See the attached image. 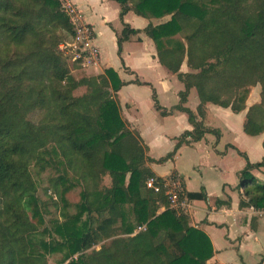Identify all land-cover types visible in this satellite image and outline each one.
Returning a JSON list of instances; mask_svg holds the SVG:
<instances>
[{"label":"trees","instance_id":"16d2710c","mask_svg":"<svg viewBox=\"0 0 264 264\" xmlns=\"http://www.w3.org/2000/svg\"><path fill=\"white\" fill-rule=\"evenodd\" d=\"M111 1L120 6L116 45L123 67V44L141 33L123 17L132 11L145 19L169 18L142 32L154 43L159 64L184 85L173 109L187 115L192 130L158 163L216 133L203 124L207 104L234 114L246 110L243 132L264 135V0ZM72 37L58 0H0V264H46L45 256L57 253H63L62 264H210L206 234L169 207L164 188L146 187L149 178L160 186L164 181L147 166L146 147L121 116L116 93L125 82L112 69L96 76L79 70L58 48ZM184 63L189 72H181ZM257 85L259 102L247 108ZM79 88L85 92L75 96ZM191 89L199 100L196 113L184 106ZM152 99L166 116L154 91ZM32 113L37 122L28 120ZM240 156L239 207L264 211V182L252 175L264 168V156L254 164ZM33 169L53 171L46 190L62 209L78 196L76 214H63L49 231ZM183 198L206 201L207 195L184 189Z\"/></svg>","mask_w":264,"mask_h":264},{"label":"crops","instance_id":"0c3cea01","mask_svg":"<svg viewBox=\"0 0 264 264\" xmlns=\"http://www.w3.org/2000/svg\"><path fill=\"white\" fill-rule=\"evenodd\" d=\"M66 1L72 6H74L81 13L85 23L92 28L95 35V46L97 47L99 52V59L95 66L84 69L85 73L88 76H96L102 74L107 69H112L114 72L117 73L119 79L122 82H125V85L122 86L121 89L116 93V98L119 103L122 118L129 124L130 130L137 132L144 146L146 147V157L151 160L146 163L149 169L155 174V176L162 178L163 181L167 180L165 178L169 175L171 177H177L181 179L184 184L185 192H200L201 189H204L207 195V200H187V208L183 210V213L189 216L191 227L201 230L209 238L213 247V257L208 261V263L264 264V211L254 210L252 207H239L242 190L238 188V174L245 167V165L236 173L238 182H236L235 180L233 184H218V192L214 195L212 192H209L207 183H203V181L201 182L202 184L199 186L198 190L191 189L189 187V180L186 179L185 176L182 175L181 172L176 168L166 175H158L151 167V164H164L166 163V161L163 163H158V160L163 158V156L159 159L151 158L149 156V154L151 153V149L148 143L146 142V136L149 133L156 136L157 133L154 128V124L149 123V120H143V112L146 109L144 106L141 107L140 103L138 104L137 98L134 97L135 91H138L139 89L145 87L148 89L151 88V98L154 91L157 98V102H159L160 104L161 95L157 88L153 87L155 86L154 84H156L157 86H160L161 89H163L165 95H173L175 97V100H178V103L170 108H165L160 104V106L168 112L166 116H161L159 112L155 110L154 102L152 100V105L155 113L160 116L165 122L174 121L176 124L184 125L185 130L179 133V135L177 134L170 137V140L174 142L173 149L177 143V139L185 131L192 130V126L188 122L187 115L183 112L176 111L173 109L179 104V94L183 92L184 89L182 91L177 88L173 91V88L172 86H170V84H173L172 81H175L176 75L168 72L163 66L159 64L154 43L142 32L143 29L149 23L156 26L168 21L169 18L164 17L161 19H145L135 15L132 11H129L123 17V22L125 24L129 25L132 29L141 31L139 35L132 37L130 41L125 42L123 44V67L119 57L117 56L116 45V35L121 32L123 24L120 21V27H118L117 25L115 27L114 25L116 17L119 18L120 6L116 2L111 0ZM111 5H113L116 9V16L113 19L108 12V9L109 7H111ZM131 14H134L136 17H138V19H135L133 21L134 23L130 21V19H133L130 18ZM107 30L111 32H109V37L113 44L117 56L116 58H118V61L120 63V65L118 66L111 65V61L107 59L106 54L104 53L103 47L101 45L102 39L104 38V35ZM125 68H127L128 70H126ZM184 68H186V71L182 70ZM95 69H98L99 71L91 72L89 74L91 70ZM141 71H145L153 75L156 81L152 83L153 81L149 82L147 79L146 81L145 79H141ZM181 72H189L185 63L181 66ZM136 80L143 84H135L134 82ZM126 90L130 92L129 95L132 98L131 99L129 96L125 97L127 100L129 99V101H125V99H123V96H121L124 95ZM189 94L184 106L191 110L193 113H196V108L199 104V100L193 108L187 106ZM248 104L249 103H246L247 108L251 106ZM213 114H215L216 117H218V115L220 114H224L227 116L229 115L231 119V124L229 122L228 123L230 124L229 127L231 129L229 131L232 133L233 140L232 142L227 144L230 150L235 151L239 155L240 153L245 154L248 160L253 164L262 161L264 156L262 148V142L264 137H261L262 135L257 137H250L243 132V123L245 121L246 110L239 114H234L228 108L224 109L212 104H207L203 124L205 128L210 130L212 129L207 126V122L210 115ZM197 119L198 121L201 120V118L199 117H197ZM161 133H164V131ZM166 137L168 138L169 135H166ZM206 137L207 134H205L204 138L199 142H193L190 144L182 145L176 152L175 156L169 160L174 161L183 148H195L203 144V142H206L208 145L209 142ZM244 140L246 142H249V144L245 147L242 144L244 143ZM218 142H220V139ZM214 152L220 153L217 150V146L214 148ZM217 175L219 176L218 173ZM252 175L256 178L258 182H264V168L260 170H253ZM216 200H219L222 203L216 204Z\"/></svg>","mask_w":264,"mask_h":264},{"label":"rangeland","instance_id":"374dc122","mask_svg":"<svg viewBox=\"0 0 264 264\" xmlns=\"http://www.w3.org/2000/svg\"><path fill=\"white\" fill-rule=\"evenodd\" d=\"M108 12L109 15L112 17V19L115 18L116 9L113 5L109 7ZM130 16H131L130 18H133L130 19L132 23H134L133 21L135 19H138V17H136L134 14H131ZM114 25L115 27L116 25L118 27L121 26L120 19L118 17H116ZM109 32L110 31L107 30V32L105 33L101 45L103 47L107 59L111 61L110 62L111 65L118 66L120 65V63L118 61V58H116L117 56L113 44L111 42V39L109 37ZM71 41L72 39L66 40L61 43H65V42L71 43ZM64 56L69 58L72 63L77 64L80 67L79 70L84 71V68L80 65L79 62H73L71 60L72 57L71 55L64 54ZM79 70L77 68L76 70L72 71L73 75L77 76ZM182 70L186 71V68ZM98 71H99L98 69L91 70L89 74L91 72H98ZM140 73H141L140 75L141 79H145V81L147 79L149 82L153 81L152 83L156 81L153 75L149 74L148 72L141 71ZM172 82L173 84H170V86H172L173 91L174 89L176 90L177 88L183 91L184 85L176 77H175V81ZM154 85L155 86L153 87L157 88V90L161 95L160 104L163 107L170 108L178 103V100H175V97L173 95L172 96L165 95L163 89H161L160 86H157L156 84ZM151 91H152L151 88L150 89L146 87L141 88L138 91L134 92V97L137 98L138 104L140 103L141 107L144 106L146 109L143 112V120L145 121L149 120V123L154 124V128L157 134L156 136L150 133L147 134L146 142L148 143L151 149V153L149 154V156L151 158L159 159L162 156L164 157L166 154L172 151L174 142L170 140V137L177 134L179 135V133L185 130V128L184 125L176 124L174 121L165 122L160 116H158L155 113L152 105L153 99L151 98ZM84 92H85L84 88H79L74 92V95L81 96ZM259 93H260V87L258 85L250 89V95L247 100V103H249L248 105H252L254 103L259 102ZM129 94L130 92L126 90L124 95L121 96H123V99H125V101H129V99L127 100L125 98L127 96L131 98ZM197 103H198V99L196 92L195 90H191L189 94L187 106L193 108L194 105ZM38 119H39L38 113H32L28 116V120L32 122H37ZM228 122L231 124V119L229 115L227 116L224 114H220L218 115V117H216L215 114L210 115L207 122V126H209L212 130H215L216 133H211V132L206 133L207 134L206 138L209 142L208 145L206 142L205 143L203 142V144L195 148H190V147L183 148L174 161L168 160L164 164H151L152 169L158 175H166L170 173V171L176 168L181 172L182 175L185 176L186 179L189 180V187L191 189L198 190L199 186L202 184L201 182L203 181V183H207L209 192H212L213 195L218 192V184L221 183L233 184L235 180L236 182H238L236 173L239 171V169H242L244 167L245 159L241 157L239 154H237L235 151L230 150L227 146V144L232 142L233 140L232 133L229 131L231 128L229 127L230 124ZM163 131L165 134L161 133ZM166 135H169V137L167 138ZM261 137H264V135H262ZM219 139L220 142H218ZM242 144L245 147L249 144V142H246L244 140V143ZM216 146H217V150L220 153L214 152V148ZM217 173L219 174V176L217 175ZM32 175L35 181L37 182V188H38L37 197L43 206L42 210H43V218L45 224L44 226L48 229V231L52 230L53 224L55 222H62L65 219L63 217V214H65L66 216H73L76 214L77 210L75 206L77 204L78 196L76 195L75 197L70 196L69 207L68 209L64 210L61 207V203H59V201L55 199L54 195H52L50 191L46 190L49 180L54 176L52 170H48L43 173H40L36 169H33ZM169 176L166 177L165 179L168 180L169 178H171V176L170 177ZM109 182H110L109 178L105 177L103 179V185L107 186L109 185ZM54 202L58 203L57 206L54 205ZM45 239L46 241H49L51 238L45 235ZM45 257H46V264H62L60 262L63 258V253L46 255Z\"/></svg>","mask_w":264,"mask_h":264},{"label":"built area","instance_id":"2783aa9c","mask_svg":"<svg viewBox=\"0 0 264 264\" xmlns=\"http://www.w3.org/2000/svg\"><path fill=\"white\" fill-rule=\"evenodd\" d=\"M58 1L67 14L73 29L71 43L59 44V51L71 55V60L79 62L84 69L95 66L99 59V52L95 46V35L92 28L85 23L81 13L74 6L66 0ZM146 187L155 192H159L161 188H164L171 209L184 212L183 210L187 208V199H181L184 196V189L179 178L171 177L165 180L162 186L156 184L155 178H149Z\"/></svg>","mask_w":264,"mask_h":264}]
</instances>
